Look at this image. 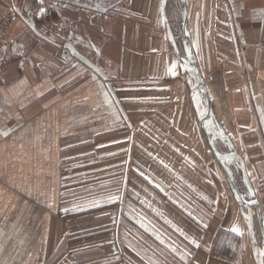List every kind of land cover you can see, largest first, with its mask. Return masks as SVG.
Instances as JSON below:
<instances>
[{
    "label": "crops",
    "instance_id": "0c3cea01",
    "mask_svg": "<svg viewBox=\"0 0 264 264\" xmlns=\"http://www.w3.org/2000/svg\"><path fill=\"white\" fill-rule=\"evenodd\" d=\"M113 1L0 0L1 5L12 2L26 16L9 29L18 43L0 52V264H48L51 257L52 264L72 262L74 248L64 250L63 218L96 215L87 199L96 203L115 197L114 182L119 192L128 145L120 152L108 150L125 144L126 138L81 151L94 142L82 132L97 137L111 133L118 117H144L146 94L153 102L162 101V95L165 102H174L176 110L167 111L172 124L183 123L186 132L193 128L192 98L184 96L186 82L183 86L176 79L180 60L192 48L200 56L196 62L201 71H216L207 83L212 101L223 99L224 91L234 86V93L245 90L248 109H253L225 129L235 135L230 149L235 143L237 149L264 151V0H243L230 11L224 1L219 9V0H197L195 6L209 10L201 14L205 17L191 15L193 0H183L186 17H166L167 0H119L111 6ZM224 20L229 30L223 33V48L220 36L210 30H220ZM230 54L232 65L226 62ZM231 69L243 70L232 75L238 84L229 85L230 75L223 78ZM168 76L174 80L162 82ZM183 102H189V110L181 111ZM150 114L157 116L154 110ZM246 133L254 137L249 145L234 141ZM116 153L122 156L116 158ZM65 164L66 169L59 168ZM116 165H121L116 181H90L82 170L99 166L102 175ZM89 228L76 226L69 235L78 238ZM251 253L255 264L256 259L264 264V252Z\"/></svg>",
    "mask_w": 264,
    "mask_h": 264
},
{
    "label": "rangeland",
    "instance_id": "374dc122",
    "mask_svg": "<svg viewBox=\"0 0 264 264\" xmlns=\"http://www.w3.org/2000/svg\"><path fill=\"white\" fill-rule=\"evenodd\" d=\"M118 1L110 2V5L114 6ZM219 1V9L224 1V8L230 11L233 6L239 7L243 0ZM193 3L191 15L205 17L201 14L209 10L195 6L197 0ZM11 5L14 4H0L3 12L0 17H8ZM186 8L183 0H167L166 17H186ZM23 17L26 16L18 11L7 22L5 29L9 40L1 51L18 43V39L9 34V29L16 19L23 20ZM226 21L220 24V30H210L212 36H220L223 48L226 44L223 33L229 30ZM228 49L231 51V46ZM193 50L186 60H180L176 72L177 81L183 86L186 82L188 89L184 96L192 98L193 128L188 132L183 123L172 124L167 117V111L176 110L174 102H165L163 95L162 101L153 102L152 95L147 94L144 117H118L112 120L111 133L97 137L82 132L83 138L90 137L94 142L82 145L81 151L100 141L116 139L113 142L123 143L126 138L125 144L112 146L108 151L120 152L127 144V155L124 156L127 160L122 167L116 165L113 172L109 169L111 166L108 167L102 175L96 170L99 166L82 169L87 171L90 181L106 178L116 181L121 167L120 190L115 191L117 182H114V200L101 198L93 203V199H87L89 208L94 209L96 215L63 218L66 222L64 250L74 248L72 262L65 264H255L251 249L264 252V151L243 149L242 145L237 149L235 143L230 149L229 142L235 135L225 133L227 127L231 128L236 120L242 122L240 118L253 109H248L250 103H247L245 90L234 93V86L224 91L223 99L212 101L207 83L216 71H201L199 61L196 62L200 56ZM232 61V55H227L226 62L232 65ZM238 73L243 74V70L234 73L231 69L223 74V78L230 75L226 80L229 85L234 81L238 84L239 80L232 77ZM173 80L168 76L162 82L168 84ZM122 105L128 110L125 103ZM128 105L130 108L135 106L133 103ZM181 105V111L189 110V102ZM138 107H142L140 103ZM235 107L242 110L237 112ZM153 110L156 117L150 114ZM238 138L247 145L251 139L254 141L247 133L237 134L234 141L238 142ZM114 156L122 155L116 153ZM67 167V164L59 166L61 169ZM79 225L92 229L82 232L78 238L77 234L71 238L72 229ZM234 226L239 229V234L230 231ZM76 248H82V252L76 254ZM53 260L51 257L48 264Z\"/></svg>",
    "mask_w": 264,
    "mask_h": 264
},
{
    "label": "built area",
    "instance_id": "2783aa9c",
    "mask_svg": "<svg viewBox=\"0 0 264 264\" xmlns=\"http://www.w3.org/2000/svg\"><path fill=\"white\" fill-rule=\"evenodd\" d=\"M11 6L12 7L10 8V13H8V17H0V51L2 49V46L5 43H7L9 40V37L6 34L5 26L7 25V22L11 21L15 17L16 13L18 12V10L16 8L14 9V7H15L14 5H11ZM4 10H6V9H4ZM1 14L3 15V12L0 9V16H1ZM10 41H11V39H10Z\"/></svg>",
    "mask_w": 264,
    "mask_h": 264
},
{
    "label": "snow or ice",
    "instance_id": "6c2138e0",
    "mask_svg": "<svg viewBox=\"0 0 264 264\" xmlns=\"http://www.w3.org/2000/svg\"><path fill=\"white\" fill-rule=\"evenodd\" d=\"M41 12H43V9H41ZM169 72H172L173 71V69H169L168 70ZM111 199H115V197H112ZM230 231H232L233 233H236V234H239V229L237 228V227H232L231 229H230ZM197 247H198V245H197ZM261 255H264V253H261Z\"/></svg>",
    "mask_w": 264,
    "mask_h": 264
},
{
    "label": "water",
    "instance_id": "95a60500",
    "mask_svg": "<svg viewBox=\"0 0 264 264\" xmlns=\"http://www.w3.org/2000/svg\"><path fill=\"white\" fill-rule=\"evenodd\" d=\"M199 84H200V85L202 84V81H201V80L199 81Z\"/></svg>",
    "mask_w": 264,
    "mask_h": 264
}]
</instances>
